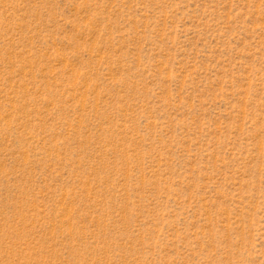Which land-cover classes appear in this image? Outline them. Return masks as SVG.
I'll list each match as a JSON object with an SVG mask.
<instances>
[{"label":"rangeland","instance_id":"rangeland-1","mask_svg":"<svg viewBox=\"0 0 264 264\" xmlns=\"http://www.w3.org/2000/svg\"><path fill=\"white\" fill-rule=\"evenodd\" d=\"M0 264H264V0H0Z\"/></svg>","mask_w":264,"mask_h":264}]
</instances>
